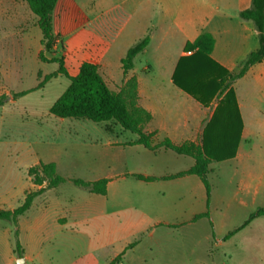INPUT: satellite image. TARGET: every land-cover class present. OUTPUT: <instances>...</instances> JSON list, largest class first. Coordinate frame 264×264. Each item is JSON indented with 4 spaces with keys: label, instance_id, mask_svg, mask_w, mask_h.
Masks as SVG:
<instances>
[{
    "label": "crops",
    "instance_id": "1",
    "mask_svg": "<svg viewBox=\"0 0 264 264\" xmlns=\"http://www.w3.org/2000/svg\"><path fill=\"white\" fill-rule=\"evenodd\" d=\"M18 1L0 0V16L13 15ZM142 1H136L130 10L134 23L128 36L136 37V42L149 36V43L140 54L146 55L149 50L156 56L161 54L159 57L163 60L157 62L160 71L154 75L153 63L148 59L137 70L138 54L132 69L123 73L120 61L130 46L123 47L125 39L111 42L106 34H102L91 49L88 45V52L97 55V61L90 63L97 65L102 79L114 93H119L127 81L135 80L136 106L150 115L141 130L149 137L151 146L167 140L175 147L199 149L204 128L220 98L216 95L210 100L201 97L205 101L202 103L176 87L172 79L176 64L180 57L194 52L185 49L187 44H192L201 34H208L213 40L209 57L217 65L213 72L221 77L225 72L236 73L240 63L258 49L253 24L239 17L241 10L250 8L251 0ZM103 4L99 2L97 6ZM154 5L160 14L155 22L151 18ZM107 11L101 10V14ZM88 26L86 24V28ZM120 35L118 32L117 36ZM114 69L117 73L120 71V77L114 76ZM230 88L235 93L241 122L236 153L232 159L210 162L207 178L213 171L212 165H226L218 169L228 167L232 170L235 183L224 205H217L218 197L211 189L209 218L212 228L207 219L192 220L205 212L203 185L197 176L188 173L194 160L164 147L146 149L137 143L135 133L122 129L113 121L93 123L86 119H60L57 124L46 127L45 139L50 147L26 158L21 166L17 165L15 171L20 177L1 189L0 197L2 201L14 203L8 210L19 206L26 193L38 189L27 176V170L40 162L53 163L60 176L62 167L79 169L85 175H93L91 181H107L104 196L89 193L98 197L95 199L99 240L107 250L101 264H109L122 252L120 261L115 264H230L236 250L244 255L242 264H256L258 256L264 253V248H259L264 234L255 235V230H264L263 217L255 218L228 240L222 241V238L239 227L256 208L264 207V203H258L264 201V59L231 82ZM215 143L218 145L220 141L215 140ZM166 177L172 178L163 179ZM19 181L22 183H17ZM58 187L60 185L45 191L32 204ZM134 201L138 203L134 205ZM232 201L234 205L230 204ZM233 208L244 211L241 217H236ZM74 212L78 211L66 206L65 213L55 218L58 231L78 223L75 220L78 213ZM20 218L17 223L22 243ZM3 237L6 248L2 264H12L16 259L11 258L13 245L8 243L11 232L6 231ZM135 241L132 248L125 250ZM44 262L38 251L33 263Z\"/></svg>",
    "mask_w": 264,
    "mask_h": 264
},
{
    "label": "rangeland",
    "instance_id": "2",
    "mask_svg": "<svg viewBox=\"0 0 264 264\" xmlns=\"http://www.w3.org/2000/svg\"><path fill=\"white\" fill-rule=\"evenodd\" d=\"M136 1L138 0H59L52 14V30L60 36V40L55 46V51L46 53L45 56L62 57L64 67L72 76L81 62L97 61L96 52L90 53L87 48L88 45L90 47L97 43L102 34H106L111 42L125 39L123 47H131L137 41L136 37L128 36L134 23L130 10ZM99 2L104 4L98 7ZM105 9L108 11L101 14V10ZM159 16V10L154 5L151 18L155 22ZM86 24H89L88 29ZM118 32H121L120 36H117ZM40 39L37 19L22 0L18 1L17 11L13 15L0 16V95L11 96L27 92L23 96L9 99L0 107V190L20 177L15 171L17 165L21 166L26 162V158L29 159L50 147L45 139V128L57 124L60 120L49 114V108L68 87L69 80L56 75L43 87L36 89L45 76L55 74L58 69L57 64L41 63L38 60ZM159 56L154 55L151 50L146 55L140 54L135 60V68L140 69L146 63L145 59H148L153 63L152 73L155 75L160 71L157 62L163 60ZM114 74L115 77H120V71L117 73L114 69ZM117 81L115 79V82ZM220 166L223 168L226 165H212L213 171L209 174L208 181L218 197L217 205H224L235 181L232 170L228 167L224 170L218 169ZM60 174L66 182L54 191L37 198L19 219L23 257L29 260L28 264H35L33 258L40 251L41 257L45 259L43 264H101L107 250L100 245L99 240L100 229L97 228L96 219L98 205L95 199L98 197L76 187L69 180L79 178L91 181L94 176L85 175L79 169L67 170L65 167L61 168ZM85 198L91 201L86 202ZM132 203L135 205L138 202ZM258 203L262 204L264 201ZM230 204L235 203L232 201ZM12 205L14 203L2 201L0 197V209H9ZM66 206L78 211L74 212L78 213L75 219L78 223L60 232L54 220L58 215L65 213ZM233 210L237 213L236 217H241L244 212L238 208ZM6 231L11 232V225L0 221V264L3 263L6 248L3 237ZM257 234L263 235L264 230H255V235ZM259 242V248H264V238ZM8 243L12 246L11 237ZM263 254L258 256L256 264H264ZM11 258L17 259L14 254ZM244 259L241 250H236L234 259L229 263L242 264ZM12 264H15V261H12Z\"/></svg>",
    "mask_w": 264,
    "mask_h": 264
},
{
    "label": "trees",
    "instance_id": "3",
    "mask_svg": "<svg viewBox=\"0 0 264 264\" xmlns=\"http://www.w3.org/2000/svg\"><path fill=\"white\" fill-rule=\"evenodd\" d=\"M22 1L26 3L30 12L36 17L37 27L41 33V50L38 54V60L41 63L58 65L55 74L45 76L37 84L36 89L43 87L48 80L56 75L64 76L69 80L68 87L50 106L49 114L59 119H86L93 123L113 121L122 129L135 133L138 136L137 143L146 149L155 150L158 147H164L176 154L190 156L194 160V165L188 173L200 179L205 192V212L195 216L192 220L207 219L212 228L209 218L211 187L207 178L208 166L212 161L221 162L232 159L236 153L241 122L238 116L235 93L230 88V84L242 77L251 66L260 63L264 59V0H251L250 8L239 12L241 19L250 21L253 24L257 32L258 49L250 53L240 63L239 70L236 73L225 72L224 76L221 77L213 72V68L217 65L209 57L213 40L208 34H201L192 44H187L185 49H193L194 52L188 57H180L176 64L172 77L176 87L202 103L205 101L201 97L210 100L216 95L220 98L210 121L204 128L202 146L199 149L175 147L167 140L160 145L151 146L149 137L141 130V125L150 119V115L136 106L135 80L127 81L119 93H114L102 79L97 65L86 61L80 64L75 76H70L64 67L62 57L47 58L45 56L46 53L55 51V46L60 40V36L52 30V14L58 0ZM148 43L149 36L146 35L126 51L120 61L123 73L132 69L135 57L143 52ZM26 93L11 94V96L0 95V107L4 106L9 99L23 96ZM215 140H219L220 143L215 145ZM27 176L38 189L26 193L22 203L16 208L12 210L0 209V221L11 225L13 254L17 259L23 257V248L19 240L17 226L18 218L30 209L36 197L66 182V179L56 172L53 163L44 164L40 162L27 170ZM135 177L144 180L141 176ZM148 180L152 179L148 178ZM70 182L90 194L100 196L106 194L107 181L105 179L91 182L72 179ZM258 217L264 218V207L256 208L239 227L226 234L222 241L228 240ZM211 237L214 238L213 231ZM135 244L136 241L129 244L125 250L132 248ZM122 255L123 252L109 264L119 262Z\"/></svg>",
    "mask_w": 264,
    "mask_h": 264
},
{
    "label": "water",
    "instance_id": "4",
    "mask_svg": "<svg viewBox=\"0 0 264 264\" xmlns=\"http://www.w3.org/2000/svg\"><path fill=\"white\" fill-rule=\"evenodd\" d=\"M15 264H26V259L24 257L16 259Z\"/></svg>",
    "mask_w": 264,
    "mask_h": 264
}]
</instances>
